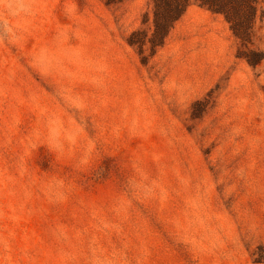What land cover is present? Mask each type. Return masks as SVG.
<instances>
[{
	"label": "rangeland",
	"instance_id": "obj_1",
	"mask_svg": "<svg viewBox=\"0 0 264 264\" xmlns=\"http://www.w3.org/2000/svg\"><path fill=\"white\" fill-rule=\"evenodd\" d=\"M149 3L0 0V264H264V0Z\"/></svg>",
	"mask_w": 264,
	"mask_h": 264
},
{
	"label": "trees",
	"instance_id": "obj_2",
	"mask_svg": "<svg viewBox=\"0 0 264 264\" xmlns=\"http://www.w3.org/2000/svg\"><path fill=\"white\" fill-rule=\"evenodd\" d=\"M106 6L122 4L127 0H103ZM195 3L198 7L221 15L228 23L233 35L244 45L249 39V30L257 16L259 0H150V13L143 16L142 25L148 26L151 37L148 40L135 39L139 32L132 33L128 39L131 47L143 50L146 41L154 50L164 44L173 26L183 17L188 8Z\"/></svg>",
	"mask_w": 264,
	"mask_h": 264
}]
</instances>
